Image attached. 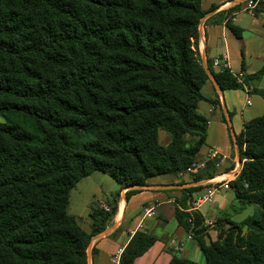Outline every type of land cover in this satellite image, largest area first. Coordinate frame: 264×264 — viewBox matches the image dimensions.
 Returning <instances> with one entry per match:
<instances>
[{
  "label": "trees",
  "instance_id": "16d2710c",
  "mask_svg": "<svg viewBox=\"0 0 264 264\" xmlns=\"http://www.w3.org/2000/svg\"><path fill=\"white\" fill-rule=\"evenodd\" d=\"M201 1L0 0V264H87L91 237L113 219L117 195L107 209L91 204L86 233L67 214L79 180L101 172L120 188L144 187L198 158L208 79L192 43ZM212 76L221 91L242 88L227 68ZM261 76L264 66L251 78ZM159 130L170 137L165 147ZM235 140L243 164L230 189L260 211L245 230L217 223V239L207 242L202 217L175 209L201 264H264V114ZM208 169L193 182L212 175ZM204 187L182 191V210ZM155 241L135 232L118 264H133ZM170 264L200 263L173 256Z\"/></svg>",
  "mask_w": 264,
  "mask_h": 264
},
{
  "label": "crops",
  "instance_id": "0c3cea01",
  "mask_svg": "<svg viewBox=\"0 0 264 264\" xmlns=\"http://www.w3.org/2000/svg\"><path fill=\"white\" fill-rule=\"evenodd\" d=\"M245 5L246 0H202L204 17L199 23L197 36L192 39L193 49L208 76L201 89L205 100L198 105V113L207 120L206 138L198 157L202 158L209 148H216L228 158L218 169L207 168L213 170V174L209 173L198 182L163 175L148 179L144 187L120 188L101 172L79 180L70 192L67 214L76 218L86 233L90 232L91 204L97 202L108 208L112 202L109 201L111 191H114L115 184L118 186L116 213L102 233L91 237L87 264H118L121 251L135 232L147 233L156 241L133 264H170L173 256L203 263L197 243L178 225L175 209L183 213L188 211L191 202H186L184 210L179 204L183 190L231 182L238 176L243 161L235 138L242 132L245 123L264 114V76L251 78L264 66V11L256 12L255 9L254 16H251L244 11ZM227 22L241 31V38L233 35ZM222 60L241 83V89L221 91L217 86L212 74L221 71ZM215 61L218 63L214 64ZM212 101L217 104L212 105ZM158 141L165 147L170 137L159 130ZM131 189L138 192L126 198V192ZM245 207L250 206L240 205L231 189L220 191L211 204L201 206L196 213L202 217L207 228L206 241L217 239V223L237 225L254 217L255 210L246 212ZM147 211H151L152 215H147ZM228 211L233 212L232 216L228 215Z\"/></svg>",
  "mask_w": 264,
  "mask_h": 264
},
{
  "label": "built area",
  "instance_id": "2783aa9c",
  "mask_svg": "<svg viewBox=\"0 0 264 264\" xmlns=\"http://www.w3.org/2000/svg\"><path fill=\"white\" fill-rule=\"evenodd\" d=\"M260 3H264V0H246L244 11L250 14L251 16H254L255 14L254 11L259 6ZM216 63H218V61L214 62V64ZM221 65H222V69L226 68L224 60H222ZM227 158H228L227 155L221 153L216 148H209L201 159L195 160L189 167L179 172L177 176L179 178H182L184 176L197 175L199 172L207 169L208 165H212L214 169H218L221 166V163L224 162ZM229 183L230 181H225V182L205 185L204 189L201 192L196 193L193 196L187 213L191 214L193 212H197V210H199L201 206L211 204L217 193H219L220 191H226L230 189ZM146 213L147 215L150 216L152 215L151 211H147ZM187 222L189 224L192 223L191 217L187 219Z\"/></svg>",
  "mask_w": 264,
  "mask_h": 264
},
{
  "label": "rangeland",
  "instance_id": "374dc122",
  "mask_svg": "<svg viewBox=\"0 0 264 264\" xmlns=\"http://www.w3.org/2000/svg\"><path fill=\"white\" fill-rule=\"evenodd\" d=\"M0 122H1V119H0ZM162 133V132H161ZM168 135V134H167ZM199 159H201L200 157H198L196 160H199ZM194 177H195V175H193V176H184V177H182V178H180L181 179V181H184L183 179H192V181H193V179H194ZM118 190V186L115 184V189H114V191H111V195L109 196V201H112V198H113V196H115V194H116V191ZM233 206V205H232ZM231 206V207H232ZM233 207H235V206H233ZM247 210H246V212H249L250 211V209H254L255 211H253V213H254V216H257L258 214H259V208L257 207V206H250V207H245ZM228 212H230L228 215L229 216H232V214H233V212L232 211H228ZM243 223L244 224H247L248 223V221L247 220H243V222H241V223H239V226L240 227H242L243 228V230H245V226L243 225ZM242 225V226H241ZM230 226H233L232 225V223H230V224H227L226 225V223H225V228L224 229H227L228 227H230Z\"/></svg>",
  "mask_w": 264,
  "mask_h": 264
},
{
  "label": "water",
  "instance_id": "95a60500",
  "mask_svg": "<svg viewBox=\"0 0 264 264\" xmlns=\"http://www.w3.org/2000/svg\"><path fill=\"white\" fill-rule=\"evenodd\" d=\"M101 235H103V234H101ZM101 235H99V236H101Z\"/></svg>",
  "mask_w": 264,
  "mask_h": 264
}]
</instances>
